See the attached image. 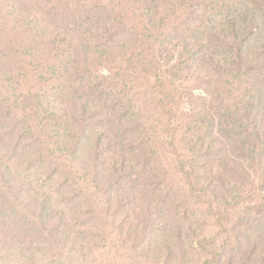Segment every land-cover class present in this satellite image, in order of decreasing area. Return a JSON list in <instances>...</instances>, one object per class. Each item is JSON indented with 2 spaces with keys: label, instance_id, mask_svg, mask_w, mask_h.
Returning <instances> with one entry per match:
<instances>
[{
  "label": "rangeland",
  "instance_id": "rangeland-1",
  "mask_svg": "<svg viewBox=\"0 0 264 264\" xmlns=\"http://www.w3.org/2000/svg\"><path fill=\"white\" fill-rule=\"evenodd\" d=\"M256 2L0 0V264H264Z\"/></svg>",
  "mask_w": 264,
  "mask_h": 264
},
{
  "label": "trees",
  "instance_id": "trees-1",
  "mask_svg": "<svg viewBox=\"0 0 264 264\" xmlns=\"http://www.w3.org/2000/svg\"><path fill=\"white\" fill-rule=\"evenodd\" d=\"M219 1H221V0H219ZM225 3V2H224ZM257 4L259 3L260 5H261V7H263L264 8V0H257V2H256ZM259 5V6H260ZM202 34V33H201ZM249 42V40H246L245 42H244V44H241V45H239V53H240V56L238 57V59L240 58V64L242 63V61L244 60V58L241 56V54H243L244 53V47H245V45L247 44ZM199 49H200V47H199ZM258 56H264V44L262 45V47H261V50L258 52ZM260 128L259 127H256V131H258ZM3 213V208L2 207H0V214H2Z\"/></svg>",
  "mask_w": 264,
  "mask_h": 264
}]
</instances>
